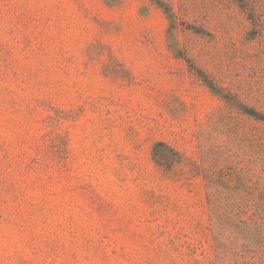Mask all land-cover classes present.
I'll use <instances>...</instances> for the list:
<instances>
[{
	"label": "rangeland",
	"instance_id": "374dc122",
	"mask_svg": "<svg viewBox=\"0 0 264 264\" xmlns=\"http://www.w3.org/2000/svg\"><path fill=\"white\" fill-rule=\"evenodd\" d=\"M0 264H264V0H0Z\"/></svg>",
	"mask_w": 264,
	"mask_h": 264
}]
</instances>
